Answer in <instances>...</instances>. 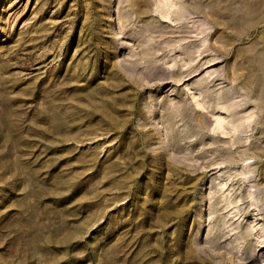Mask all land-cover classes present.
Masks as SVG:
<instances>
[{"label":"rangeland","instance_id":"obj_1","mask_svg":"<svg viewBox=\"0 0 264 264\" xmlns=\"http://www.w3.org/2000/svg\"><path fill=\"white\" fill-rule=\"evenodd\" d=\"M160 2L0 0V264H264V0Z\"/></svg>","mask_w":264,"mask_h":264},{"label":"bare ground","instance_id":"obj_2","mask_svg":"<svg viewBox=\"0 0 264 264\" xmlns=\"http://www.w3.org/2000/svg\"><path fill=\"white\" fill-rule=\"evenodd\" d=\"M162 3V4H161ZM160 4H161V8L164 10L163 11V13H164V15L162 16L163 18H170V16H174L175 15V10L172 8V5H170L169 3H168V0H161V2H160ZM184 28H186L187 29V27H185L184 25H183V28L182 29H184ZM185 31V30H184ZM189 37V36H188ZM262 241H263V239H262V237L259 239V240H257L256 242H258V243H262ZM262 247H264V245L262 246Z\"/></svg>","mask_w":264,"mask_h":264}]
</instances>
